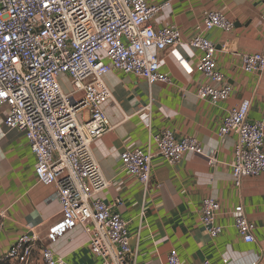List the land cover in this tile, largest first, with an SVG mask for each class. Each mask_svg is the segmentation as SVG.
<instances>
[{
	"label": "built area",
	"instance_id": "built-area-1",
	"mask_svg": "<svg viewBox=\"0 0 264 264\" xmlns=\"http://www.w3.org/2000/svg\"><path fill=\"white\" fill-rule=\"evenodd\" d=\"M166 5L147 0H0V109L6 108L4 124L24 133L35 155V174L43 184H55V197L62 207L60 232L80 225L89 236L99 264H133L135 254L127 222L114 210L119 198L109 204L97 194L110 182L94 157L92 143L107 130L103 105L112 98L104 75L120 70L143 78L149 84H171L160 69L159 53L183 43L180 29H155L151 20ZM264 18V14H263ZM235 22L223 11L205 10L203 28L188 44L201 52L197 70L219 86L203 84L197 96L212 104L229 98L232 86L218 69L216 44L204 31L218 28L231 32ZM244 72L264 70V53H240ZM183 62L182 57L178 58ZM69 90L63 85L64 78ZM251 100L231 108L219 135H237L232 176L236 186L243 178L264 172V121L248 118ZM142 109L151 110V106ZM87 113V116L85 115ZM151 120L146 122L150 129ZM155 150L127 149L121 153L123 168L145 189L152 183V160L156 155L170 164L184 153L204 154L195 137H177L170 129L152 135ZM210 159L212 156L208 155ZM220 203L203 200L201 222L215 238L223 231L217 222ZM232 215L238 233L246 242L255 240L256 225L243 205ZM0 216H4L0 212ZM38 236L23 233L3 258L20 264H70L48 247L36 254ZM169 264H182L176 249ZM202 264H215L205 260Z\"/></svg>",
	"mask_w": 264,
	"mask_h": 264
},
{
	"label": "crops",
	"instance_id": "crops-1",
	"mask_svg": "<svg viewBox=\"0 0 264 264\" xmlns=\"http://www.w3.org/2000/svg\"><path fill=\"white\" fill-rule=\"evenodd\" d=\"M164 7L152 20L155 29L165 26L181 30L183 43L159 53L160 69L172 83L147 80L131 73L112 70L104 75L112 98L104 105L108 130L92 143L95 159L109 186L97 194L115 206L127 222L135 254L133 264H169L176 249L182 264H264V172L243 178L236 186L232 176L237 135H219L231 108L251 100L248 118L264 121V70L247 73L240 53H264V0H147ZM205 10L223 11L235 22L231 32L218 28L204 31L216 44L218 69L232 86L226 100L212 104L197 96L203 84L219 86L197 70L201 52L188 41L202 31ZM182 57L183 62L178 58ZM64 80L66 77H63ZM151 106V110L142 109ZM6 108L0 109V264H20L3 258L17 239L34 232L36 257L48 247L70 264H99L80 225L60 232L62 207L55 197L57 186L37 181L36 158L23 132L4 124ZM87 116V113L85 112ZM151 120L150 129L146 122ZM170 129L177 137H195L204 154L185 152L170 164L156 155L152 160V183L148 189L122 165L127 149L155 150L152 135ZM211 155L212 158L208 155ZM207 197L221 205L217 222L223 231L212 238L201 222V207ZM243 205L255 223V240L246 242L238 233L233 209ZM36 264H40L37 262Z\"/></svg>",
	"mask_w": 264,
	"mask_h": 264
},
{
	"label": "rangeland",
	"instance_id": "rangeland-1",
	"mask_svg": "<svg viewBox=\"0 0 264 264\" xmlns=\"http://www.w3.org/2000/svg\"><path fill=\"white\" fill-rule=\"evenodd\" d=\"M63 85H64V88H65L66 90H69L70 86H69L68 81L64 80V81H63Z\"/></svg>",
	"mask_w": 264,
	"mask_h": 264
}]
</instances>
